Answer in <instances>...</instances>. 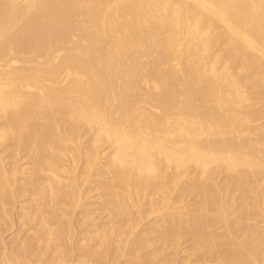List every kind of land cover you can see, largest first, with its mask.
<instances>
[{"label":"bare ground","instance_id":"bare-ground-1","mask_svg":"<svg viewBox=\"0 0 264 264\" xmlns=\"http://www.w3.org/2000/svg\"><path fill=\"white\" fill-rule=\"evenodd\" d=\"M8 221L0 264H264V0H0Z\"/></svg>","mask_w":264,"mask_h":264},{"label":"rangeland","instance_id":"rangeland-1","mask_svg":"<svg viewBox=\"0 0 264 264\" xmlns=\"http://www.w3.org/2000/svg\"><path fill=\"white\" fill-rule=\"evenodd\" d=\"M185 199H186V201H183V203L185 204V202H187L186 204H190L189 202V200L187 199V197H185ZM189 201V202H188ZM193 201V200H192ZM191 201V202H192ZM10 209H12L11 207H9ZM13 210V209H12ZM20 210V209H19ZM12 212V211H11ZM256 221V219H251L250 220V223H254ZM8 224H10V222L8 221V223H7V227L6 228H4V226L3 227H1V232H0V238H2L3 239V243H5V245H6V247H8V249H12L13 247L15 248V246L18 244V242H19V238L20 237H18V235H20L21 236V234L22 233H20V232H17L18 230L16 229L17 228V226L15 225L14 227H11V224H10V226L8 227ZM10 227H11V229H10ZM9 229V230H8ZM14 232V233H13ZM16 232V233H15ZM18 233V235H16ZM3 235V236H2ZM2 236V237H1ZM80 235H77V237H79ZM17 237H18V239H17ZM185 237H183V239H184ZM14 239V240H13ZM15 240H17L16 242H15ZM186 243V242H185ZM185 243L183 244V246L185 245ZM188 243V242H187ZM11 245V246H10ZM15 245V246H14ZM186 249V251H188V247H186L185 248ZM184 249V250H185ZM186 251H184V252H186ZM183 252V253H184ZM182 253V252H181ZM181 253H180V255H179V258H180V256H181ZM183 253H182V255H183ZM178 257V256H177ZM177 259V261L175 262V264H190L189 262H191V264H193L194 262H193V260L195 259L194 257H191L190 259H188L187 261H186V259H184L183 260V258H182V256H181V260L180 259H178V258H176ZM180 261V262H179ZM123 264L121 261H119V260H116V263L114 262V264ZM178 262V263H177Z\"/></svg>","mask_w":264,"mask_h":264}]
</instances>
